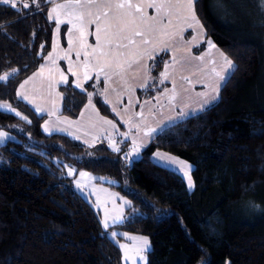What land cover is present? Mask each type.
I'll list each match as a JSON object with an SVG mask.
<instances>
[{
	"label": "trees",
	"instance_id": "16d2710c",
	"mask_svg": "<svg viewBox=\"0 0 264 264\" xmlns=\"http://www.w3.org/2000/svg\"><path fill=\"white\" fill-rule=\"evenodd\" d=\"M50 3L0 0V77L8 74L0 101L30 120L0 110V130L15 137L0 146V264H123L114 229L149 237L147 264H264V40L253 33L262 31L261 19H248L234 0L196 1L207 38L234 70L217 102L163 129L129 163L125 146L115 151L105 140L89 145L45 133V116L18 96L53 50ZM102 88L89 81L82 90L72 79L61 85V114L77 118L92 98L119 121ZM156 151L193 164L192 190L178 172L157 165ZM66 166L115 181L111 187L131 203L121 223L102 226Z\"/></svg>",
	"mask_w": 264,
	"mask_h": 264
},
{
	"label": "rangeland",
	"instance_id": "374dc122",
	"mask_svg": "<svg viewBox=\"0 0 264 264\" xmlns=\"http://www.w3.org/2000/svg\"><path fill=\"white\" fill-rule=\"evenodd\" d=\"M234 2L248 19L252 18L259 24H261L259 21L261 19L262 31L258 33L257 30L253 33H255L256 37L264 40V0H251L250 3H247L245 0H234ZM95 3L96 0H70L64 3V8L67 14L76 16L83 14L86 6L94 5ZM71 4H74L75 7L69 8ZM107 5L109 6V3ZM98 13H103L101 6H99ZM184 13L182 20L185 19L188 25L192 24L193 27L189 28L186 26L184 30H181L182 25L176 26L177 30L173 32L171 37L168 36L167 38V51H170V54L165 55L163 51L156 50V53L150 56L149 60H146L148 62L145 66V61H141L137 67L124 70L127 72L122 71L111 77L109 71L107 72L108 76L97 74L96 77L100 78L103 75L102 77L105 78V86L101 89V93L111 101L114 110L111 109L119 121H121L123 127H120L116 121L103 117L100 114H96L95 116V113H92L86 107L81 116L76 120L71 119V117H69L70 119L62 117L67 118L65 120H70L67 122H71V124L78 125L81 128L85 126L93 131V137L78 136L79 138L81 137L80 139L91 144L96 140L100 141L110 138L118 143L128 142L125 156L128 162L132 163L141 157L143 148L163 129L201 112L220 99L221 89L234 70V68L229 69L227 61L230 60L233 65L235 63L210 40L208 41L207 48L203 51L196 50L206 39L205 31L203 26L201 28L202 23L199 19L196 18L199 24L193 21L192 12L189 9L186 8V12ZM49 14L53 18L56 16L52 8ZM186 29L192 31L190 36H185ZM77 51L78 55L66 54L65 56L61 51L60 60H58L56 53H52L45 59L43 69L45 71L39 74L40 77L42 75L43 77H47L45 74H48L54 65L57 66L59 85L56 95L59 100L61 97V84L69 82V79H66L68 76L65 69L68 72L70 69L71 73L75 75L77 81L74 85L77 86V83L80 82L79 85H82V87H77L82 90L85 89L83 80L91 77V74L87 71L90 58L80 48ZM93 73L96 74L98 72ZM222 76L226 79L221 80ZM35 81L36 79H32L30 83L22 87L20 96L22 94L23 99H30L34 105H37L36 107H39L40 94L46 96L45 91L47 93L50 88L44 86L37 87ZM99 82L101 81L98 80L95 83L98 84ZM149 90L154 91L151 96L147 94ZM89 102V104H92V101ZM58 106L61 107V104ZM48 126H53L54 131H73L61 126L54 119L47 121ZM134 148L137 150L136 152L133 151ZM157 154L162 157L177 158L191 165L190 170L182 169L184 174L178 173L184 178L187 187L189 178L191 183L195 184L192 174L194 167L192 163L165 151H156L152 156L155 162ZM76 185L80 191H85L86 193L92 192L91 184H88L87 180L82 177L76 179ZM193 188L194 186L192 188L188 187L189 190ZM103 190L97 188L95 191L99 192L100 199L96 207L97 209H101L100 215L104 224L105 217L111 211L110 204H114L116 200L104 197L105 202H99L102 198ZM115 191L122 200L130 202L127 197L120 194L117 190ZM117 208H120L118 204ZM123 211L126 210L123 209ZM120 219H122V216ZM110 233H117L115 237L111 235V238L121 248L123 264H147L148 250L151 249V242L147 235L120 230H114Z\"/></svg>",
	"mask_w": 264,
	"mask_h": 264
},
{
	"label": "crops",
	"instance_id": "0c3cea01",
	"mask_svg": "<svg viewBox=\"0 0 264 264\" xmlns=\"http://www.w3.org/2000/svg\"><path fill=\"white\" fill-rule=\"evenodd\" d=\"M69 1L70 0H51V3L49 5V11L51 10V8L54 9V14L56 15L54 18L51 17L56 21V31L54 36V47L49 55H51L52 53H56L58 60H60L61 51L64 56L66 54L78 55L77 50L80 48V50H83L86 53L87 57L90 58V63L87 66V71H89L88 73L91 74V77L85 78V81L83 80L84 84L88 83L89 81L96 82L100 80L103 84V88L105 86V78L102 77L103 75H100V78L96 77L97 74L107 75V72L109 71L111 77L119 74L122 71L127 72L124 70L137 67L141 61H145V66L148 62L146 60H149L150 56L156 53V50L163 51L165 55L170 54V51H167L168 36L171 37L173 35V32L177 30L176 26L182 25L183 27L181 26V30H184V28L188 26V22L185 21V19L182 20L183 14H185L184 12H186V8L189 9L187 7V0H96V3L94 5L91 4L89 6H86L85 10H83V14L76 16L67 14L66 9L64 8V3H67ZM196 1L197 0H193V7L194 13L196 15L195 17L199 19L195 8ZM108 3L109 6L107 5ZM119 5L124 6L119 7ZM150 5L153 6L150 7ZM72 6L75 7L74 4H71L69 8ZM99 6H101V9L103 11L102 14L98 13ZM137 7L139 8V11L137 10ZM177 21H179L180 23ZM203 28L206 36L204 42L207 44V48L208 41L210 39L207 38L204 26ZM137 32L143 33V35H136ZM191 33L192 31L190 29H186L185 36H190ZM97 36H99V40L96 39ZM145 41H147V43H145ZM44 63L45 60L40 65V67L30 76L25 78L18 87V96L20 98V91L22 87L30 83L32 79H36L35 83L37 87L44 86L46 88H50L47 93L45 91L46 96H42V94H40L41 100L39 107H36L37 105H34L30 99H23L34 108L38 115L45 116L42 124L43 131L47 134H66L89 145L102 141L96 140L92 144L85 142L83 139H80L81 137L79 138L78 136L85 135L87 137H93V131L90 128H86L85 126L81 128L78 125L71 124V122H67L70 120H65L67 118H62L68 116L61 114L62 95L60 97V100L56 95V91L59 85L57 77V66L54 65L49 73L45 74L47 75V77H43V75L40 77V72L45 71L43 70ZM65 72L68 76L66 77V79H69V82L72 79L73 84H76V77L71 73L70 69L69 72L65 69ZM93 72L98 73L95 74ZM77 84H80V82ZM103 97L105 98V96ZM105 100L112 108L111 101L108 100L107 97L105 98ZM89 101H92V104H89ZM89 101L84 106L80 115L77 118L71 119H78L84 112L86 107L88 110H91L92 113H95V116L96 114H100L101 116L106 117L99 112L92 98H90ZM59 104H61V107L58 106ZM0 105L7 106L0 107V110L13 113L23 121L28 123L30 122L29 118H27L18 109L13 107L8 101H0ZM37 109H39L40 111H38ZM49 119H54L61 126L69 128L73 131H54L53 126L47 127V121ZM116 122L120 127H123L121 121ZM0 133L7 134L6 138L0 137V146L4 145L8 141L15 139V137L6 130H0ZM104 140L107 141L113 149H121L123 146H125L126 151V149L128 148V142L118 143L111 138ZM66 171L67 174L73 179L77 191L87 201H89L98 212L103 227L104 224L100 215L101 209H97L96 207L98 206L97 202L100 199L99 192L95 191L97 188L104 189L102 198L99 202H105L104 197H107L111 200H116L114 204H110L111 211L110 214L105 217L104 222H107L110 227L122 222L123 216L125 214V211H123V209L126 210L131 205V203L127 200L125 202L120 197H118L119 194H117L115 189L111 187L112 184H115V181L100 177L86 170H78L74 166H66ZM81 173L85 175H81ZM80 177L86 179L88 184H91L92 192L86 193L85 191H80L78 189L76 185V179ZM117 204L120 208H117ZM121 216L122 219H120ZM114 220H116L117 222L113 223ZM111 231H109L110 236ZM226 264L229 263L227 262Z\"/></svg>",
	"mask_w": 264,
	"mask_h": 264
},
{
	"label": "snow or ice",
	"instance_id": "6c2138e0",
	"mask_svg": "<svg viewBox=\"0 0 264 264\" xmlns=\"http://www.w3.org/2000/svg\"><path fill=\"white\" fill-rule=\"evenodd\" d=\"M34 2H35V0H34ZM12 6L15 7V4H13ZM24 6L28 7L27 4H25ZM123 6L124 5H119V7H123ZM152 6L153 5H150V7H152ZM187 7L192 12L193 21H195L196 24H199V21L195 17L194 7H193V0H187ZM137 10L139 11L138 7H137ZM188 27L191 28V27H193V25L189 24ZM201 28H202V25H201ZM136 35H143V33L137 32ZM96 39L99 40V36H97ZM145 43H147V41H145ZM225 59L227 60L226 57H225ZM227 64H228L230 70L235 67V65H233L230 60L227 61ZM7 78H8V74H5L3 77H0V79H4V80H7ZM225 79H226L225 77H223V76L221 77V80H225ZM77 86L78 87H82V85H79V84ZM21 98L23 99L22 94H21ZM0 107H7V106L0 105ZM37 110L40 111L39 109H37ZM153 131H155V130H153ZM6 135L7 134H5V133H0V137H5L6 138ZM114 150L115 151H119L120 149L119 148H115ZM133 151L136 152L137 150L134 148ZM156 162H157L158 166L165 167V168H168V169H174L175 171L181 172L182 174H184L182 172V169H188V170L191 169V165L186 164V162H184V161H180L177 158H172V157H162L159 154H157ZM70 174H71V170H70ZM81 175H85V174L81 173ZM193 186L194 185L191 183L190 178H189L188 187L192 188ZM116 222H117L116 220L113 221V223H116ZM104 227L108 228L109 224L107 222H105L104 223ZM111 235L113 237H115L117 235V233H111Z\"/></svg>",
	"mask_w": 264,
	"mask_h": 264
},
{
	"label": "built area",
	"instance_id": "2783aa9c",
	"mask_svg": "<svg viewBox=\"0 0 264 264\" xmlns=\"http://www.w3.org/2000/svg\"><path fill=\"white\" fill-rule=\"evenodd\" d=\"M15 1H17V2H19V3H22V0H15Z\"/></svg>",
	"mask_w": 264,
	"mask_h": 264
}]
</instances>
